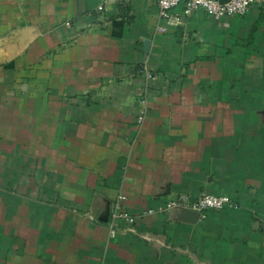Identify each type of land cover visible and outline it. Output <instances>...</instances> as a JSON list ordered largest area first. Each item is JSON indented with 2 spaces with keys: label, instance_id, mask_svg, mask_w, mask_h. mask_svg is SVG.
<instances>
[{
  "label": "crops",
  "instance_id": "obj_1",
  "mask_svg": "<svg viewBox=\"0 0 264 264\" xmlns=\"http://www.w3.org/2000/svg\"><path fill=\"white\" fill-rule=\"evenodd\" d=\"M0 264H264V0H0Z\"/></svg>",
  "mask_w": 264,
  "mask_h": 264
},
{
  "label": "built area",
  "instance_id": "obj_2",
  "mask_svg": "<svg viewBox=\"0 0 264 264\" xmlns=\"http://www.w3.org/2000/svg\"><path fill=\"white\" fill-rule=\"evenodd\" d=\"M128 2L130 0H120ZM263 0H155L158 9V15L167 19L172 10L181 7L185 16L191 15L196 11H203L207 16L220 20L241 16L245 14L250 7L262 2ZM103 5L97 7L98 11L103 10ZM231 206V201L225 196H188L180 195L175 201L169 202L167 208H183L197 214L200 219H204L211 210H222L224 207ZM147 213H151L148 211ZM145 213H142V216ZM114 217H124L129 224H133L138 217L128 216L126 214H115Z\"/></svg>",
  "mask_w": 264,
  "mask_h": 264
},
{
  "label": "water",
  "instance_id": "obj_3",
  "mask_svg": "<svg viewBox=\"0 0 264 264\" xmlns=\"http://www.w3.org/2000/svg\"><path fill=\"white\" fill-rule=\"evenodd\" d=\"M220 2H225V1H227V0H219ZM197 215V214H196Z\"/></svg>",
  "mask_w": 264,
  "mask_h": 264
}]
</instances>
